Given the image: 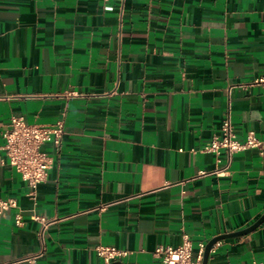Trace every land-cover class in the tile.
<instances>
[{
  "label": "crops",
  "instance_id": "0c3cea01",
  "mask_svg": "<svg viewBox=\"0 0 264 264\" xmlns=\"http://www.w3.org/2000/svg\"><path fill=\"white\" fill-rule=\"evenodd\" d=\"M109 6L111 8H109ZM264 0H0V264H164L157 246L200 243L264 214L254 148L219 175L208 150L230 111L264 139ZM67 91L80 95L66 96ZM12 115L65 120L37 199L1 148ZM264 260V221L218 241L210 264Z\"/></svg>",
  "mask_w": 264,
  "mask_h": 264
},
{
  "label": "built area",
  "instance_id": "2783aa9c",
  "mask_svg": "<svg viewBox=\"0 0 264 264\" xmlns=\"http://www.w3.org/2000/svg\"><path fill=\"white\" fill-rule=\"evenodd\" d=\"M109 8H111L109 6ZM255 84L264 86V75L254 80ZM66 96L80 95L77 91H67ZM66 134L65 120L60 118L51 123H30L24 116L12 115L3 131L4 143L1 148L5 152L7 162L15 168L29 184L27 195L37 199L39 185L46 180L55 157L45 150L44 145L52 143L56 152H60ZM248 148L258 151L264 163V139L250 131L245 140H240L234 131L230 111L225 116L221 132L217 134L208 150L216 153L218 168L214 170L219 175L226 174L232 165L235 153ZM12 208H17L16 223L22 224L23 216L16 198L0 197V216ZM206 244L200 243L197 254L189 233L184 232L182 242L178 245L161 244L156 247L154 254L164 264H203ZM95 251L104 263L120 259L129 251L114 245L99 244ZM207 264H210L209 262ZM252 264H264L263 261Z\"/></svg>",
  "mask_w": 264,
  "mask_h": 264
},
{
  "label": "water",
  "instance_id": "95a60500",
  "mask_svg": "<svg viewBox=\"0 0 264 264\" xmlns=\"http://www.w3.org/2000/svg\"><path fill=\"white\" fill-rule=\"evenodd\" d=\"M263 221H264V214L256 222H254L253 224H251L250 226H248L242 230H238V231L230 232V233H223V234H219V235L213 237L206 244L203 264H207L209 262V255H210L211 249H212L213 245H215L218 241L225 239V238H228V237H233V236L248 233V232L254 230L256 227H258ZM107 264H125V263L122 262L121 260L117 259V260H113Z\"/></svg>",
  "mask_w": 264,
  "mask_h": 264
}]
</instances>
